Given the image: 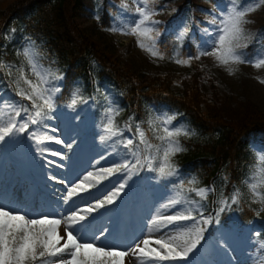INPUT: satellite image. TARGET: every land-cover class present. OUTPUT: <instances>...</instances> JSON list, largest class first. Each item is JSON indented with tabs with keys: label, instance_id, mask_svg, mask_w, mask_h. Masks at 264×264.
Masks as SVG:
<instances>
[{
	"label": "snow or ice",
	"instance_id": "snow-or-ice-1",
	"mask_svg": "<svg viewBox=\"0 0 264 264\" xmlns=\"http://www.w3.org/2000/svg\"><path fill=\"white\" fill-rule=\"evenodd\" d=\"M133 3L136 6L131 15L135 18L125 20L122 25L110 30L136 37L139 48L153 58L164 59V53L160 49L165 42L159 37L168 33L169 29L165 27L161 31L156 27L160 22L153 17L163 12L167 4L160 3L157 8L155 5L159 0H133ZM261 6H264V0H226L220 8L214 5L208 20L214 27L202 29V35L208 39L197 44L195 55L189 52L184 58L171 59L178 65L189 66L192 60H199L202 56L213 57L229 74L233 71L229 67L232 64H248L255 69L264 68V51H240L250 46L245 25L251 21L247 17ZM122 11L130 12L127 5L122 6ZM188 32L186 24L183 30H172L177 40H183ZM257 35L260 37L257 43L264 41V33ZM23 56L29 70L36 76V81L26 78L23 67L17 68L15 65L0 62V69H5L9 77L14 71L19 73L14 81L17 86L15 96L31 102L30 107L19 104L6 98L5 90L0 89V93H5L0 95V102L9 110L8 119L0 122V145L18 142L21 136L27 134V139L34 141L38 152L58 155L63 159V154L57 150L39 146L45 142H54L57 145L63 143L61 139L49 134L58 131L49 122L53 119L52 113L59 108L56 97L61 92V86L51 81H62L64 77L50 70L41 71L38 60L34 58L29 47L23 49ZM21 81L29 90L20 87ZM260 83H264V80ZM105 99L108 100L109 97L105 96ZM84 103L88 101L85 100ZM75 105L76 100L73 99L71 107ZM121 110L119 105L113 106L111 101L103 107V135L100 139L106 144L108 141L112 142L109 145L111 153L99 156L96 163L104 161V164L95 175L88 172L84 179H80L79 172L70 178H58L55 174L48 176L49 180L63 184L66 189L65 194L56 198L55 208L49 206V210L45 211L42 207L29 205L20 199L8 203L0 201V264H125V257H129V264L187 261L189 254L197 249L204 238L203 233L213 219L219 223L220 213L226 209L234 210L232 206L239 203L238 191L230 199H222L214 213L205 215L207 209L203 201L215 188L200 187L189 189L195 191L199 200L165 196L159 201V206L146 205L135 224L123 234L119 227L115 231H110L112 227L98 232L93 230L94 222L102 214L105 215L113 209L109 206H117V199L122 198V193L127 194L126 188L132 187L128 181L132 180L133 175L139 176L141 171L156 173L154 177L144 178L156 180L157 183L164 182L162 186L165 189H168L169 185L182 188L185 180L189 185L199 182L196 176L189 174L186 177L184 170L170 162L172 157L186 151V146L178 138L197 135L194 130L184 125H174L177 113H165L162 120L157 116L156 121H149L150 127L159 121L160 130L163 132V135L157 136L163 145L162 149L156 146L157 153L162 150V157H159L157 163L156 155H141L139 145H144L147 149L153 147L141 128L143 121H137L134 115L129 116L124 128H120L115 117ZM132 124H135V134L125 135V131L132 132ZM152 130L156 131V128L153 127ZM137 139L139 144L136 143ZM64 146L72 148L71 143H64ZM109 155L111 160L108 159ZM256 159L260 167L254 169L255 175L246 178V186L251 194V203L260 205L259 209H253L259 215L264 211V193L258 190L264 187V154ZM113 176L115 179L109 180V177ZM89 180H95L96 184H100L101 180H109V184L103 186V191L97 188L102 198L93 193H90L89 197L81 195L94 187L93 184L85 183ZM59 201H62V204ZM101 209L105 211L101 212ZM254 235L261 234L257 232ZM260 246L264 248V243ZM221 247H224L223 243Z\"/></svg>",
	"mask_w": 264,
	"mask_h": 264
},
{
	"label": "trees",
	"instance_id": "trees-1",
	"mask_svg": "<svg viewBox=\"0 0 264 264\" xmlns=\"http://www.w3.org/2000/svg\"><path fill=\"white\" fill-rule=\"evenodd\" d=\"M83 6L84 0H15L0 8V62L23 67L25 72L28 69L23 56L26 38L34 46L41 65L60 69L64 78L59 83L61 92L56 97L59 104L68 103L71 110H78L84 99L93 97L94 114L100 118L103 107H106L105 96L109 95L114 106L119 105L122 109L115 117L120 128H124L129 116L134 115L137 121H143L141 128L153 147L147 149L139 145L142 156L153 151L158 159L162 157V150L156 151V146L163 147L157 139L158 135H163L161 125L157 121L150 127L149 121H156L157 116L162 120L165 113H177L174 125H184L197 135L191 138L180 136L178 139L186 146V151L172 157L170 162L184 170L186 177L189 174L196 176L199 182L189 185L185 180L182 188L169 185L168 189L162 186L164 182H159L161 187L174 198L199 200L195 191L189 189L213 185L226 172L229 174L226 191L234 190L235 183H241L246 164L253 157L248 146L249 138L256 134L264 136V111L244 96H237L230 90L224 93L222 83L200 60H192L186 71H131L124 61L101 47L77 23ZM99 20L104 26L111 25L105 10ZM10 29L14 32L7 38ZM258 32L264 33V24ZM159 39L165 42L160 50L166 63L174 62L171 57L184 58L189 52L196 54L197 48L191 39L186 38L180 44L169 33ZM259 40L257 35L248 49L240 51H264V41L257 43ZM18 76L19 73L14 71L9 77L5 69H0V89L5 90L6 98L31 105L30 101L15 96L17 86L14 81ZM20 87L29 90L22 81ZM73 99L76 105L71 107ZM5 120L0 118V122ZM153 127L156 131L152 130ZM132 132L135 133V124H132ZM86 134L88 138L92 137V145L100 142L103 135L96 133L93 127ZM136 143L139 144L138 139ZM71 144L76 146L78 142ZM23 190L26 187L14 183V194ZM204 201L211 202L212 195ZM253 209L257 208L248 199H241L237 219L231 226L240 237H245L246 227L258 218ZM221 224L227 226L228 222L221 219ZM257 232L261 235H254ZM248 239L264 261V248L260 246L264 243V225L250 232Z\"/></svg>",
	"mask_w": 264,
	"mask_h": 264
},
{
	"label": "rangeland",
	"instance_id": "rangeland-1",
	"mask_svg": "<svg viewBox=\"0 0 264 264\" xmlns=\"http://www.w3.org/2000/svg\"><path fill=\"white\" fill-rule=\"evenodd\" d=\"M15 0H0V8L12 3ZM160 3L167 4V7L160 14L153 17L154 20L160 23L156 27L161 31L165 27L169 29L168 33L173 35V29L183 30L186 24L189 32L183 38L191 39L197 44L208 39L202 35L204 27L213 28V25L208 23L212 14L213 6L222 7L226 0H159L155 7L159 8ZM127 5L130 12L124 13L122 6ZM180 5L182 7H180ZM133 0H84V6L77 16V23L81 28L96 40L101 47L112 52L114 56L124 61L131 71L142 73V71H186L188 66H181L175 62L166 63L165 61L153 58L146 51L137 46L136 37L132 35H121L119 32H113L110 29L122 25L125 20L134 19L131 15L135 11ZM102 10H105L111 20V25L104 26L100 22ZM175 10V11H174ZM251 23L245 25L246 34L250 38L249 43L257 36L259 27L264 24V6H261L256 12L247 17ZM14 30L10 29L6 36L10 38ZM175 37V35H173ZM177 40V39H176ZM183 40H177L180 44ZM148 43V41H145ZM29 47L34 54V58L38 60L34 46L25 38L24 48ZM201 63L210 69L212 76L215 77L224 87L222 91H232L237 96H244L255 103L264 111V68L255 69L248 64H232V73L229 74L227 69L219 66L213 57L202 56ZM39 63V62H38ZM41 71H52L60 73L58 67H46L39 63ZM24 74L33 81H36V76L28 69ZM51 80V77H49ZM61 81H51L53 84H58ZM49 87L51 86L48 85ZM106 100V106L109 101H113L111 96ZM87 100L88 103H84ZM80 104L78 110H71L68 103L59 104L57 111L52 113L53 119L49 122L52 126L58 129L57 132L49 133L62 140V144L57 145L54 142H45L40 148L54 149L62 153L64 158L53 156L47 152H38L34 141L27 139V134L21 136L17 141L9 144L0 145V201L8 203L9 201L20 199L29 205L42 207L45 211L56 207V198L66 193L63 184H57L48 179V176L55 174L58 178L72 177L79 172L80 179L88 172L94 175L98 172L104 161L99 164L96 161L99 156L104 153H111V145L109 142L102 141L92 145V137L88 138L87 132L93 127L98 134H103V120L96 118L94 114L95 104L93 98H86ZM19 104L21 101L17 100ZM30 107L31 105L25 104ZM114 106V103H113ZM9 110L6 106L0 105V118L8 119ZM135 133H127L125 135H134ZM78 142L71 149L64 146V143ZM249 149L253 152V157L244 171V177L241 183H235L234 190L227 193L226 185L228 184L229 174L224 172L215 180L213 185L215 191L209 193L212 195V201H203L206 205L208 213H214L220 205L222 199H230L237 191L239 192V203L242 198L248 199L251 203V194L247 188V179L255 175L254 169H258L260 164L256 159L259 155L264 154V136L261 134L252 135L248 142ZM151 155H155L152 151ZM111 160V155L108 156ZM51 161L52 163H49ZM159 163V159L157 160ZM57 165H60L58 167ZM156 173L141 171L139 176L133 175L132 180L128 183L132 186L126 188V195L121 194V199H117V206H109L111 209L107 214L94 222L92 229L100 231L105 228H111L110 231H115L118 227L123 234L135 224L137 218L141 215L146 205L156 204L159 206L165 196H170L156 180L145 179L144 177H154ZM17 178L21 184L27 183V193L22 191L18 194L12 193V179ZM115 179V176L109 177V180ZM109 180H101L100 184H96L95 180L85 181L86 184H93L94 187L89 188L88 192L81 193L82 196L89 197L93 193L102 198L97 188L103 191V186L109 184ZM204 186V187H210ZM264 193V187L258 189ZM62 204V201H59ZM233 205L234 210H225L220 213L219 223L213 219L205 232L203 239L193 253L189 254V259L182 262L163 261L159 264H264L257 249L248 239L250 232L256 229H261L264 225V211L260 212L258 218L246 227L245 237H240L234 228L231 226L237 219V207ZM253 204V203H251ZM254 208L259 209V204H253ZM101 212L105 211L103 209ZM153 214L155 212L153 211ZM97 215V213H93ZM221 219H226L227 226L221 224ZM224 247H221V244ZM225 248L228 250L226 251ZM125 264H129V257H125Z\"/></svg>",
	"mask_w": 264,
	"mask_h": 264
}]
</instances>
